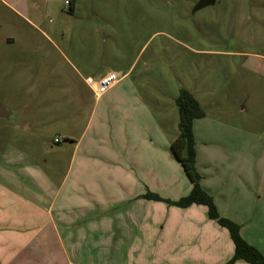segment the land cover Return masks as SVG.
I'll return each instance as SVG.
<instances>
[{"label": "rangeland", "instance_id": "rangeland-1", "mask_svg": "<svg viewBox=\"0 0 264 264\" xmlns=\"http://www.w3.org/2000/svg\"><path fill=\"white\" fill-rule=\"evenodd\" d=\"M7 1L23 16L0 4V104L11 113L0 118V152L6 143L15 145L16 133L24 134V121L38 141L74 129L64 119L74 110H80L81 126L94 103L85 78L108 72L126 75L112 97L141 98L171 141L179 132L180 88L189 90L205 112L195 123L200 145L222 142L219 132L227 129L245 131L248 146L264 138V0H217L194 14L197 0H72L73 10L66 0ZM166 174L178 184L167 186L166 195L182 191V181L189 183L176 161L167 164ZM251 221L245 220L248 226ZM154 227L140 235V249L132 256L111 245L98 249L91 236L78 259L203 264L180 259L186 253L175 250L170 238L166 249L154 248L159 224ZM247 232L242 234L251 238ZM70 259L76 261L73 254Z\"/></svg>", "mask_w": 264, "mask_h": 264}, {"label": "crops", "instance_id": "crops-1", "mask_svg": "<svg viewBox=\"0 0 264 264\" xmlns=\"http://www.w3.org/2000/svg\"><path fill=\"white\" fill-rule=\"evenodd\" d=\"M0 4L23 16L7 0ZM125 76H118L100 97L88 86L94 103L81 126L80 110L65 113L74 129L38 141L34 127L24 121V134L15 132V145L2 147L0 264H84L77 252L89 248L91 236L98 249L111 245L132 256L140 249V235L151 227L155 231L158 224L154 248L166 249L170 238L175 250L186 253L180 259L205 264L211 257L209 264H222L232 256L233 244L223 227L209 219L205 206L180 208L144 197L152 192L174 201L187 195L191 184L182 181V191L166 195L167 186H178L166 174L167 164L176 161L169 149L171 139L141 98L112 97ZM195 123L200 185L213 197L220 215L237 222L242 237L264 255V138L248 146L245 131L227 129L219 132L222 142L204 146L197 141ZM246 219L253 222L248 226ZM244 229L251 238L242 234Z\"/></svg>", "mask_w": 264, "mask_h": 264}, {"label": "trees", "instance_id": "trees-1", "mask_svg": "<svg viewBox=\"0 0 264 264\" xmlns=\"http://www.w3.org/2000/svg\"><path fill=\"white\" fill-rule=\"evenodd\" d=\"M68 1L70 10H73V1ZM175 102L179 113V132L170 142L169 149L174 159L182 167L191 184V189L187 195L174 201L161 198L152 192H147L144 197L150 200L163 201L180 208H186L193 204L205 206L209 219L214 220L219 226L228 231L233 244V254L224 264H234L237 261H243L247 264H264L262 252L242 237L241 227L237 222L220 215L213 197L200 185L201 175L196 167V142L193 134V122L205 116L203 108L193 94L185 88H180Z\"/></svg>", "mask_w": 264, "mask_h": 264}, {"label": "built area", "instance_id": "built-area-1", "mask_svg": "<svg viewBox=\"0 0 264 264\" xmlns=\"http://www.w3.org/2000/svg\"><path fill=\"white\" fill-rule=\"evenodd\" d=\"M65 4L69 5V1L66 0ZM118 79L116 73L108 72L97 79L86 77L85 83L91 88L94 96L100 97L104 95L118 81Z\"/></svg>", "mask_w": 264, "mask_h": 264}, {"label": "water", "instance_id": "water-1", "mask_svg": "<svg viewBox=\"0 0 264 264\" xmlns=\"http://www.w3.org/2000/svg\"><path fill=\"white\" fill-rule=\"evenodd\" d=\"M216 0H198L193 8V11H197L205 6L213 5ZM9 111L0 104V118H8Z\"/></svg>", "mask_w": 264, "mask_h": 264}, {"label": "flooded vegetation", "instance_id": "flooded-vegetation-1", "mask_svg": "<svg viewBox=\"0 0 264 264\" xmlns=\"http://www.w3.org/2000/svg\"><path fill=\"white\" fill-rule=\"evenodd\" d=\"M198 1V0H197ZM197 1H195L194 3H193V7L196 5V3H197ZM217 1V0H216ZM195 12L193 11L192 12V14H194Z\"/></svg>", "mask_w": 264, "mask_h": 264}]
</instances>
